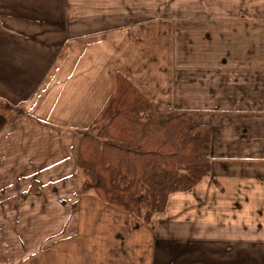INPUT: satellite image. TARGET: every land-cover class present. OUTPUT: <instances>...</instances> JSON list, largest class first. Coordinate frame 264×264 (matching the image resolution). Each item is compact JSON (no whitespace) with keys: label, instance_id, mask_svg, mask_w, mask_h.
<instances>
[{"label":"crops","instance_id":"1","mask_svg":"<svg viewBox=\"0 0 264 264\" xmlns=\"http://www.w3.org/2000/svg\"><path fill=\"white\" fill-rule=\"evenodd\" d=\"M263 17L264 0H0V102L23 112L0 115V264H30L83 229L75 218L97 198L80 196L81 133L118 74L161 120L213 129L211 175L172 196L158 229L183 225L188 237L206 221L205 235L220 229L217 243H237L242 260L260 250L264 264V177H252L264 174ZM241 183L259 205L213 228Z\"/></svg>","mask_w":264,"mask_h":264},{"label":"trees","instance_id":"2","mask_svg":"<svg viewBox=\"0 0 264 264\" xmlns=\"http://www.w3.org/2000/svg\"><path fill=\"white\" fill-rule=\"evenodd\" d=\"M17 121L21 109L0 102ZM213 129L187 115L163 121L155 105L124 75L92 125L81 133L80 192L150 226L172 196L188 194L212 172Z\"/></svg>","mask_w":264,"mask_h":264},{"label":"rangeland","instance_id":"3","mask_svg":"<svg viewBox=\"0 0 264 264\" xmlns=\"http://www.w3.org/2000/svg\"><path fill=\"white\" fill-rule=\"evenodd\" d=\"M261 19L264 20V17ZM212 159L213 163H216L213 156ZM225 162L235 164L231 161ZM239 162L248 163V161ZM256 164H264V162ZM257 171L252 177L255 174H261L264 177L263 173H257ZM237 173L240 174L239 170L232 169L233 178L231 179H241V175L234 177ZM245 177L249 176L245 175ZM236 187L238 190L230 193L231 198L226 202V207L222 206L218 209V211H231V215L219 218L212 216L208 223L209 225L215 223L213 228L218 225H230V219L239 220L241 210L249 207L255 209L256 203L259 205V202L255 201V203L254 200L247 201L250 198L246 190L247 186L242 183L230 185V188ZM80 196L84 195L80 192ZM235 202L240 204V210L232 208ZM250 204L252 206H249ZM81 208L82 213L75 218L83 227L81 232H78L79 235L70 243H66L65 247L59 246L48 250L30 264H221L218 261L221 258L224 259V263L232 261L236 264H260L259 262H263L255 258L260 255V250L252 249L254 255H250L249 259L244 257L245 260H242L239 257L241 249L236 247L237 243L230 241L217 243L212 235L223 236L225 233L220 229L215 230L211 235L208 233L205 235L206 221L197 223L195 227L198 228L196 229L198 232L187 237V233L183 232L186 226L177 227L173 224L171 231H160L155 219L152 225L147 226L142 220L118 211L99 199L89 197L83 201ZM161 222H163L162 219Z\"/></svg>","mask_w":264,"mask_h":264}]
</instances>
